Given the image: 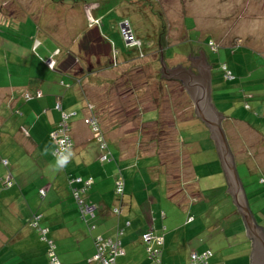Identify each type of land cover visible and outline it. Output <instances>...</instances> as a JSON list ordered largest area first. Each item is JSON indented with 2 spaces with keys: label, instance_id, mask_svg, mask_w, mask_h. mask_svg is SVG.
I'll return each instance as SVG.
<instances>
[{
  "label": "rangeland",
  "instance_id": "374dc122",
  "mask_svg": "<svg viewBox=\"0 0 264 264\" xmlns=\"http://www.w3.org/2000/svg\"><path fill=\"white\" fill-rule=\"evenodd\" d=\"M21 48L28 50L25 61L34 63L30 71L60 89L57 96L65 90L73 93L67 102L75 105L77 119L88 114L84 125L89 128L87 119L98 123L105 145L101 148L107 149L108 144L107 162L116 164L119 178L126 180L127 170L122 167L126 162L138 164L140 173H148L147 167L158 165L160 158V169H164L171 186L181 195L180 203H186L188 198L197 202L189 208L195 218L194 226L190 223L188 227L189 236H198L202 228L219 222L220 233L211 238L222 239L220 243L226 247L223 255L234 259L220 264H241L236 252L241 253L243 247L247 250V246L249 249L247 241L237 239L236 230L243 233L245 229L243 221L232 222L235 218H230V201H221L216 193L207 191L213 187H201L202 194L196 189L197 180L223 171L219 156L214 153L215 143L181 80L161 77V51L169 70L177 65L189 70L192 60L188 56L200 57L201 50L206 52L207 63V57H211L216 89L214 94L211 91V103L225 117L221 124L238 175L246 187L251 183L254 188L247 190L249 206L264 228V189L257 184L264 177V0H0V65L5 66L3 60H8L0 85L10 84L11 77L13 84L19 83L23 76L16 73L18 64L24 62ZM211 49L218 52L214 54ZM15 51L19 53L18 64L14 61ZM51 58L54 66L49 68L45 61ZM38 61L45 62L47 68L36 70ZM220 62L232 73L228 83ZM62 81L70 88L62 87ZM89 129L96 139V131ZM96 142L99 143L98 138ZM139 193L142 205L149 200L148 191ZM124 194L118 198L119 205ZM39 201L37 208L47 203ZM168 201L167 208H173ZM117 209L119 212L114 214L119 216L121 207ZM205 209L209 213L201 216ZM100 224L97 216L91 219V226L96 229ZM224 235L228 242L222 238ZM196 237L188 245L189 255L193 246L197 250L198 239L206 240L205 233ZM56 246V254L64 264L66 260L73 264L75 253L77 259L82 255L86 260L92 258L84 244L75 243V251L68 256L64 254L65 247ZM146 247L137 244L143 260L144 254L145 260L148 258ZM217 254L215 260L219 259ZM21 258L28 262L22 264L41 262L22 255ZM46 260L42 264H50ZM183 264L199 263H193L190 255Z\"/></svg>",
  "mask_w": 264,
  "mask_h": 264
},
{
  "label": "crops",
  "instance_id": "0c3cea01",
  "mask_svg": "<svg viewBox=\"0 0 264 264\" xmlns=\"http://www.w3.org/2000/svg\"><path fill=\"white\" fill-rule=\"evenodd\" d=\"M33 49L36 50V46ZM23 50L21 51V59L24 61L22 65L17 63L18 51L14 52L15 64H18L20 68L16 73L23 75L19 76V83L13 84L11 77L10 84L0 85V191L4 189L0 193V264H22L20 263L23 262L21 255L24 258H35L41 261L40 264L46 263L48 258L52 264L49 254L50 244L54 246L53 250L58 261L64 264L56 254V245L65 247L64 254L68 256L75 251L72 249L75 243L78 246L84 244L88 249L87 252L92 253V258L86 260V257L82 255L77 259L75 257L77 253H75L73 264H98L93 259L96 249L95 239L97 237L116 239L118 230L122 231L120 240L123 256L119 257L115 264L119 262L120 264H148L145 254L143 260L142 250H137V244L144 247L142 235L148 231H155L161 235L162 229L163 264H183V259L190 257L191 253L207 250L213 253L210 264L234 260L231 256L223 255L222 250L226 247L223 248L224 244L220 243L222 239L218 241L217 236L214 239L211 238L213 234L220 233L219 222L202 228L198 236L197 234L189 236L188 227L190 223L191 227L195 223L189 208L192 204L194 208L197 202L187 197V207L180 208L170 199L168 177L164 169H160V158H158V165L147 167L148 173H140L138 164L133 162L122 164L123 169L127 170V175L126 180L124 179L125 194L119 205L120 202L115 194V183L120 177L118 168L116 164L104 160L105 157H109L106 153L110 151L108 144L107 149H102L100 144L93 140L90 129L83 124V119L88 117V114L77 119V113L73 110L75 105L69 106L67 102L68 98L73 96L71 91L65 90L61 96H57L56 93H60V89L30 71L34 63L25 61L28 50ZM58 53L57 56L60 55V52ZM207 60L210 63V59ZM3 62L5 66L8 65L6 58ZM38 63L36 70L47 68L45 62L38 61ZM5 66L0 65V77L6 71ZM213 71L212 67L211 88L214 94ZM27 95L29 98H26ZM59 101L63 111L72 116L71 136L74 143L72 151L63 164L59 163L60 160L54 154L56 143L50 136L61 119V112L55 106ZM214 148L215 156L216 154L218 156L216 146ZM3 160L7 161L6 165L3 164ZM214 160L218 159L214 158ZM73 177L92 181L83 199L85 203L95 208L96 214L92 218L96 216L99 218L101 224L100 227L97 226L98 230L94 225L91 226L92 218L83 217L80 212L73 197V189H81L83 185L72 183ZM8 179L13 182L10 188L5 187ZM214 181L216 182L214 186L209 184ZM196 182L199 193L202 194L201 187L211 186L213 188L207 191L216 193L221 201H230V218H235L232 222L242 220L231 193L227 191L229 186L223 171L209 173L205 179H199ZM241 182L248 200L247 190L254 188L251 183H248L246 187L243 179ZM145 190L148 191L149 200L140 205L138 195ZM42 191L45 192L44 196L41 195ZM251 194L254 197V194ZM39 200H46L47 203L37 208L40 204ZM168 200L173 208H167ZM200 202L206 203V200H200ZM255 205V207L258 206L256 201ZM118 206L121 207L119 216L114 214ZM38 210L42 212L39 213ZM163 211H166L164 216ZM208 211L209 209L202 211L201 216H204L206 212L209 213ZM187 217L188 223L185 222ZM190 220L193 221L190 222ZM226 226L230 228V225ZM235 227L237 225H234ZM204 233L206 240L203 237L198 239L199 235L202 236ZM245 233L247 235L246 227L243 233L241 230H236L237 239L244 243L247 241L249 249L248 246L247 250L243 247L241 253L235 251V256L241 260V264H252L253 245L251 240L245 237ZM195 237L198 239L199 246L196 244L197 250H193V246L189 255L188 245L191 240L195 241ZM222 238H225L227 242L229 240L226 235ZM229 247H234V244ZM215 248H219L217 252H222L217 254L213 250ZM216 254L219 256L217 260L214 258ZM68 261L66 260L65 263L68 264Z\"/></svg>",
  "mask_w": 264,
  "mask_h": 264
},
{
  "label": "water",
  "instance_id": "95a60500",
  "mask_svg": "<svg viewBox=\"0 0 264 264\" xmlns=\"http://www.w3.org/2000/svg\"><path fill=\"white\" fill-rule=\"evenodd\" d=\"M201 56L190 57L193 64L189 70L177 65L171 70L166 68L161 51V72L165 78L180 79L186 87L191 98L196 104V114L200 120L209 128L211 139L215 143L222 170L228 183V190L234 200L238 213L246 227L247 237L253 245L252 264H264V229L260 227L250 209L245 190L237 172L233 154L229 148L227 138L222 128L221 120L225 117L219 113L211 103V75L212 68L206 61L204 52L199 51ZM198 63H196V62ZM193 67V68H192Z\"/></svg>",
  "mask_w": 264,
  "mask_h": 264
},
{
  "label": "built area",
  "instance_id": "2783aa9c",
  "mask_svg": "<svg viewBox=\"0 0 264 264\" xmlns=\"http://www.w3.org/2000/svg\"><path fill=\"white\" fill-rule=\"evenodd\" d=\"M47 61L49 64V68L54 66V61L52 58L49 60H46L45 62ZM227 77L230 78V76H227ZM26 98H29V96L27 95ZM56 108L59 110H62V106L59 102L57 103ZM69 120H70V115L67 114L66 112L62 113L60 122L58 123V125L55 127L54 131L50 135L51 138L56 143L54 154L59 160L65 159V157L67 158V154L73 148V141H72L71 136L69 135V125H70ZM86 123L90 125L93 131H96V135L99 136V133H98L99 127L97 125V122L93 119H87ZM97 138H98V142L102 144L101 147L105 148V145H103L104 141L102 137L99 136ZM3 164L6 165L7 161L3 160ZM81 182H82V179L72 180V183H76V185H79ZM91 182H92L91 180L86 181L81 189H78V188L73 189V197L78 203L80 212L83 217L85 216L94 217L95 215L94 213L95 208L92 205L85 203L82 197V193L86 192ZM261 183L264 185V178L261 179ZM12 185H13V182L11 181V179H8L5 182L6 188H10ZM124 191H125V181L123 178H118L115 183L116 196L118 198H121L124 194ZM41 195L44 196L45 192L42 191ZM114 212L118 213L119 211L116 208ZM120 235H122V231L118 230L116 239L97 237L95 239L96 252L93 257L94 261H96L98 264H115L116 260L119 257L123 256ZM142 240L147 246L146 251L148 255L149 264H162V260L160 257V248L164 242L163 236L156 235L154 231H148L142 235ZM53 249H54V246L50 244L49 254L52 259V264H61L56 258ZM210 257H211L210 252H204V253L193 252L191 254V261L193 263L197 262L201 264H209L208 260Z\"/></svg>",
  "mask_w": 264,
  "mask_h": 264
},
{
  "label": "trees",
  "instance_id": "16d2710c",
  "mask_svg": "<svg viewBox=\"0 0 264 264\" xmlns=\"http://www.w3.org/2000/svg\"><path fill=\"white\" fill-rule=\"evenodd\" d=\"M212 50V52L215 54V53H217L218 52V49H211ZM210 56V55H209ZM210 59H211V57H209ZM220 65H221V73L223 74V78L227 81V83L229 82V80L230 79H232L233 78V76H232V73L228 70V68H227V65H225V63H222V62H220ZM227 76H230V78L229 77H227ZM79 86H80V82H79V84H78ZM61 86L62 87H64V88H70L69 86H68V84H65V82L64 81H62L61 82ZM216 90V89H215ZM58 103V102H57ZM57 103H56V105L55 106H57ZM62 106V105H61ZM57 109V108H56ZM58 111H60L61 112V115H62V113H64V111H63V109L62 110H59V109H57ZM68 114V113H67ZM71 117L72 116H70V120L69 121H71ZM61 120V119H60ZM60 122V121H59ZM58 122V123H59ZM70 125H72L71 124V122L69 123ZM58 125V124H57ZM97 125H98V123H97ZM99 126V125H98ZM89 128H91L90 126H89ZM101 133H99V135H100ZM71 136V135H70ZM97 137H99L98 135H97ZM71 138H72V136H71ZM96 141H97V138L95 139ZM72 141H73V139H72ZM105 161H108L109 160V157H106L105 159H104ZM161 164H162V162L160 163V166H161ZM168 177V176H167ZM123 178V177H122ZM262 178H264V177H262ZM262 178H259V180H257V184H259V185H261V187L264 189V185L261 183V179ZM73 179L74 180H76L77 179V177H73ZM78 179H81V178H78ZM124 179V178H123ZM86 182V180H84V179H82V182L79 184V185H84V183ZM168 192H169V196H170V199H172V201H174V203H176L180 208H183V207H187L186 206V203L184 202V204L183 203H180V194H178L179 192L178 191H175L174 190V187H172L171 186V184H170V181H169V179H168ZM255 186V185H254ZM184 195V194H183ZM185 196V195H184ZM80 209V208H79ZM34 219H35V217H34ZM242 219V218H241ZM257 220V219H256ZM146 233V232H145ZM144 233V234H145ZM154 233L156 234V235H160V234H158V233H156L155 231H154ZM161 233H162V231H161ZM142 242H143V240H142ZM144 243V242H143ZM145 244V243H144ZM146 245V244H145ZM147 248V247H146ZM204 252H210L211 253V257L209 258V260H208V263L210 264V259L213 257V253H212V251H210V250H207V251H203V252H197V253H204ZM160 257H161V260H162V257H163V250H161L160 249ZM162 264H163V261H162ZM199 264H201V263H199Z\"/></svg>",
  "mask_w": 264,
  "mask_h": 264
},
{
  "label": "clouds",
  "instance_id": "9594fccd",
  "mask_svg": "<svg viewBox=\"0 0 264 264\" xmlns=\"http://www.w3.org/2000/svg\"><path fill=\"white\" fill-rule=\"evenodd\" d=\"M66 157H65V159H61L60 161H59V163H61V164H63V163H65L66 162Z\"/></svg>",
  "mask_w": 264,
  "mask_h": 264
},
{
  "label": "flooded vegetation",
  "instance_id": "af4514ba",
  "mask_svg": "<svg viewBox=\"0 0 264 264\" xmlns=\"http://www.w3.org/2000/svg\"><path fill=\"white\" fill-rule=\"evenodd\" d=\"M2 12V11H1ZM6 18V17H5ZM203 52H205L204 50H202ZM206 53V52H205ZM208 55V54H207ZM207 59H210L209 57H207ZM211 60V59H210ZM194 62H196V61H194ZM193 63V62H192ZM196 63H198V62H196ZM193 65V64H192ZM193 68V67H192Z\"/></svg>",
  "mask_w": 264,
  "mask_h": 264
}]
</instances>
